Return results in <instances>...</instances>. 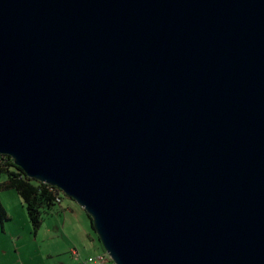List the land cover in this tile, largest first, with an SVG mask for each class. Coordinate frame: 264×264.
I'll return each instance as SVG.
<instances>
[{"label": "water", "instance_id": "95a60500", "mask_svg": "<svg viewBox=\"0 0 264 264\" xmlns=\"http://www.w3.org/2000/svg\"><path fill=\"white\" fill-rule=\"evenodd\" d=\"M0 154L114 264H264V0H0Z\"/></svg>", "mask_w": 264, "mask_h": 264}, {"label": "rangeland", "instance_id": "374dc122", "mask_svg": "<svg viewBox=\"0 0 264 264\" xmlns=\"http://www.w3.org/2000/svg\"><path fill=\"white\" fill-rule=\"evenodd\" d=\"M2 197L3 202L8 204L14 217L10 223L14 238L11 241L9 240L8 247L6 248L7 254L4 255L2 253L3 248L6 247V242L4 241H8L9 237L3 233L0 224V264L2 261H5V264H71L74 261L77 262V260L83 264L82 259L80 260L79 257L71 256L70 250L73 247L71 237L74 239L73 229L70 227L68 230L66 228L65 230L60 229L59 233L61 237L58 241L52 235L46 234V228L37 237L34 235L26 208L17 191L14 189L4 191L2 192ZM64 197L68 204L78 205L72 198L66 195ZM70 215L68 214L67 216V222L73 219ZM91 231L96 237V241L102 245L96 236V232L94 230ZM52 234L56 233L53 232ZM17 236H20V238H17ZM77 239L86 242L87 237L83 233L80 236L78 235ZM57 243H59V247H57ZM58 248L63 249L57 252ZM112 263L114 264L113 261Z\"/></svg>", "mask_w": 264, "mask_h": 264}, {"label": "trees", "instance_id": "16d2710c", "mask_svg": "<svg viewBox=\"0 0 264 264\" xmlns=\"http://www.w3.org/2000/svg\"><path fill=\"white\" fill-rule=\"evenodd\" d=\"M11 189L16 190L20 195L34 235L39 232L45 215L49 214L54 207L61 205L57 199L60 197L63 201L66 195L55 186L29 177L14 163L12 157L0 154V193ZM88 217L90 218L89 215ZM7 218V212L0 202V222L4 223ZM90 221L94 230L91 218ZM96 236L99 239L97 234Z\"/></svg>", "mask_w": 264, "mask_h": 264}, {"label": "crops", "instance_id": "0c3cea01", "mask_svg": "<svg viewBox=\"0 0 264 264\" xmlns=\"http://www.w3.org/2000/svg\"><path fill=\"white\" fill-rule=\"evenodd\" d=\"M0 202L5 208L8 216V218L4 221V223L0 222L3 233L9 237L8 241H4L6 242V247L3 248V252H2L4 255H6L7 254L6 248L8 247V242L9 240L11 241L12 238H14L10 225L14 217L8 204H5V202H3L2 192L0 193ZM68 214H71L70 217H72L73 219L67 222ZM46 224L47 225L49 224V226H47ZM69 227L73 229L72 232L74 234V239L71 237V240L73 242V247L70 250L71 256L79 257L80 260L81 259L83 260V264H92L90 262V259L101 254L104 251V248L100 243L96 241V237L93 235L91 231L92 230L91 221L86 211L78 205L72 203L68 204L64 199L61 202L60 206L54 207L49 214L45 215L44 222L39 232L35 236L38 237L41 234V232L46 228L45 230L46 234L52 235L53 238H55L56 241H58V239L61 237L59 233L60 229L65 230L66 228L68 230ZM52 231L55 232L56 234H52L53 233ZM83 233L87 237L86 242L84 241L82 242L77 239V236L78 235L80 236V234ZM17 238H20V236H17ZM57 247H59V243H57ZM62 249L63 248H58L57 252L61 251ZM73 249L77 251V254L73 253ZM1 264H5V261H2ZM71 264H81V263L80 261L78 262L77 260V262L74 261ZM106 264H113V263L110 259H108Z\"/></svg>", "mask_w": 264, "mask_h": 264}, {"label": "built area", "instance_id": "2783aa9c", "mask_svg": "<svg viewBox=\"0 0 264 264\" xmlns=\"http://www.w3.org/2000/svg\"><path fill=\"white\" fill-rule=\"evenodd\" d=\"M57 201L59 203H61L62 202V199L59 197L57 199ZM73 253L74 254H77V251L74 249L73 250ZM108 259H111L110 256L108 255V253L106 251H103L101 254H99V255L95 256L94 258L90 259V262L92 264H106V262H107Z\"/></svg>", "mask_w": 264, "mask_h": 264}]
</instances>
